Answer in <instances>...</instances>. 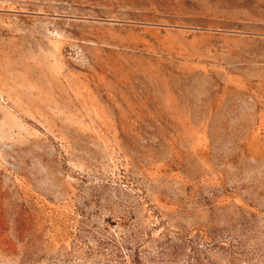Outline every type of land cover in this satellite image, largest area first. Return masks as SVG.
I'll list each match as a JSON object with an SVG mask.
<instances>
[{"label": "rangeland", "instance_id": "obj_1", "mask_svg": "<svg viewBox=\"0 0 264 264\" xmlns=\"http://www.w3.org/2000/svg\"><path fill=\"white\" fill-rule=\"evenodd\" d=\"M0 264H264V0H0Z\"/></svg>", "mask_w": 264, "mask_h": 264}]
</instances>
